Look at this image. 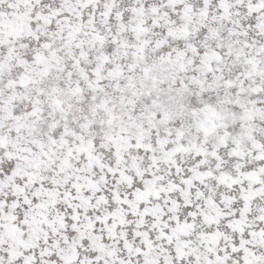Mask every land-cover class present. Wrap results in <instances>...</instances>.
Listing matches in <instances>:
<instances>
[{
    "label": "snow or ice",
    "instance_id": "snow-or-ice-1",
    "mask_svg": "<svg viewBox=\"0 0 264 264\" xmlns=\"http://www.w3.org/2000/svg\"><path fill=\"white\" fill-rule=\"evenodd\" d=\"M0 264H264V0H0Z\"/></svg>",
    "mask_w": 264,
    "mask_h": 264
}]
</instances>
